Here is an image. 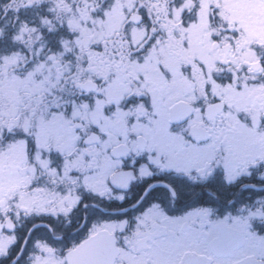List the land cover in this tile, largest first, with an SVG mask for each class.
Returning a JSON list of instances; mask_svg holds the SVG:
<instances>
[{
  "label": "snow or ice",
  "instance_id": "6c2138e0",
  "mask_svg": "<svg viewBox=\"0 0 264 264\" xmlns=\"http://www.w3.org/2000/svg\"><path fill=\"white\" fill-rule=\"evenodd\" d=\"M0 264H264V0H0Z\"/></svg>",
  "mask_w": 264,
  "mask_h": 264
}]
</instances>
